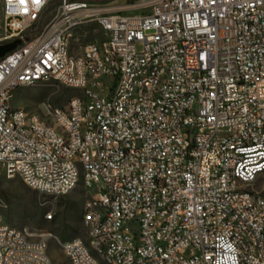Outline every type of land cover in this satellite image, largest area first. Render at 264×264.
Segmentation results:
<instances>
[{"label":"built area","instance_id":"obj_1","mask_svg":"<svg viewBox=\"0 0 264 264\" xmlns=\"http://www.w3.org/2000/svg\"><path fill=\"white\" fill-rule=\"evenodd\" d=\"M2 12L1 44H22L0 60V177L19 161L15 176L56 198L82 179L87 192L104 198L97 229L120 264H264V195L248 189L264 159V0H2ZM73 22L110 34L106 68L96 63L94 42L83 48L90 61L82 52L57 53V37ZM151 57L161 64L143 82V96L131 98L130 78ZM164 59L175 61L176 77L157 89ZM109 75H116L115 91L105 88ZM51 77L88 93L87 102L47 107L59 131L41 128L10 101L17 84ZM122 90H130L128 100ZM188 100H197L196 111H187ZM60 126L70 137L60 136ZM234 178L246 180L247 190L236 189ZM155 221L169 228L156 229ZM42 238V254L33 257L35 246H21L15 229L0 222L5 264L19 251L27 264H46L52 235ZM80 240L61 248L77 264H91Z\"/></svg>","mask_w":264,"mask_h":264},{"label":"rangeland","instance_id":"obj_2","mask_svg":"<svg viewBox=\"0 0 264 264\" xmlns=\"http://www.w3.org/2000/svg\"><path fill=\"white\" fill-rule=\"evenodd\" d=\"M137 1L139 0H92L88 2L128 6ZM55 5L56 3L49 8L53 6L54 10ZM52 13L53 11L46 14L45 11L36 25V30L46 24ZM138 13L131 11L129 14ZM2 37L3 12L2 0H0V40ZM100 39L101 33L97 25H85L77 31L70 53L78 55L88 42ZM77 95H79L78 92L57 82H38L19 88L11 99V106L23 109L29 117H38L42 121L52 124L47 107L65 109L70 99ZM248 189L264 195V174ZM92 196L93 194L85 190L82 182L69 195L56 198L29 188L19 176L12 179L0 178V218L9 226L30 234L32 240H39L44 234L52 235L48 241V253L53 264H71L70 259L62 250L60 242L80 238L87 243V229L83 222V213L85 203ZM49 215L52 216L51 219H49Z\"/></svg>","mask_w":264,"mask_h":264},{"label":"bare ground","instance_id":"obj_3","mask_svg":"<svg viewBox=\"0 0 264 264\" xmlns=\"http://www.w3.org/2000/svg\"><path fill=\"white\" fill-rule=\"evenodd\" d=\"M88 24H82L80 22H73L66 26L64 37H57L56 41V51L57 53H65V57H72L70 53L71 45L75 38L77 31L83 26ZM98 27V24H95ZM258 26H264V18H258ZM101 33L100 40H93L95 48L96 63H98L99 68H106L107 65V50L110 49V34L106 32ZM83 61H90V51H82ZM155 64H161V57H151V64H147L142 67L140 71L134 73L130 78L131 98H141L143 96V82L147 81V77L155 73ZM165 70H158V75H156V87L157 89H164V79L175 78L176 77V63L172 59H164ZM54 81L64 86V81L60 77L47 78H37L33 84L38 82H49ZM32 85L31 83H19L17 84L10 93V101L13 95L19 88ZM116 85V75H109L108 81H105V88L108 91H115ZM79 95L70 99L73 103H82L88 101V93H80ZM130 98V90H122L121 100H128ZM168 106H175V99H168ZM197 100H188L187 111H196ZM17 110H23L17 108ZM53 111H60L59 108H53ZM26 116L29 117L26 112ZM52 124H48L42 121L40 118L36 117V124L51 131H59V124L51 119ZM167 124H174V114H167ZM60 136L70 137V129L68 126H60ZM131 152H138V145H131ZM19 168V161H9L4 173H1L0 178L12 179L15 176V170ZM259 168H262V175L264 174V159L259 161ZM256 180H254L255 182ZM82 182V179H75L72 187V192L78 187ZM83 184V182H82ZM233 186L238 190H247L246 180L243 178H234ZM42 194L51 195V192H42ZM91 209V215H90ZM90 215V216H89ZM103 215H106V207L104 206V198H98L96 194L85 203L83 222L87 229V243L80 240L81 251L89 256L91 259V264H120L118 258H115V251L109 248V243L106 242L105 236H102V229H97V223L103 222ZM89 216V217H88ZM49 219L52 218L51 215L48 216ZM0 222H4L0 218ZM8 228H13L8 225ZM156 229H166L169 228V221H155ZM15 236H19L21 240V246H35L33 249V257H40L42 254L43 238L39 240H32L30 234L23 233L16 228ZM78 238L60 242L61 245L71 244L77 241ZM65 253V251H63ZM71 264H77L76 258H69ZM0 264H5L4 260V249H0ZM14 264H27V252L19 251V257ZM46 264H53L51 257L48 253V246L46 247Z\"/></svg>","mask_w":264,"mask_h":264},{"label":"water","instance_id":"obj_4","mask_svg":"<svg viewBox=\"0 0 264 264\" xmlns=\"http://www.w3.org/2000/svg\"><path fill=\"white\" fill-rule=\"evenodd\" d=\"M21 44L22 41L20 39H16L10 43L0 44V60L10 52L16 50L17 47Z\"/></svg>","mask_w":264,"mask_h":264},{"label":"trees","instance_id":"obj_5","mask_svg":"<svg viewBox=\"0 0 264 264\" xmlns=\"http://www.w3.org/2000/svg\"><path fill=\"white\" fill-rule=\"evenodd\" d=\"M84 1H92V0H84ZM104 1H108V0H104ZM52 5H54V4H52ZM50 6H51V5H50ZM48 8H49V7H48ZM51 11H53V6L46 10V14H47V13H50ZM33 35H34V34L29 35V37L31 38V37H33Z\"/></svg>","mask_w":264,"mask_h":264}]
</instances>
